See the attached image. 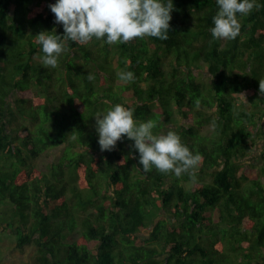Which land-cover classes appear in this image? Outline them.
I'll return each instance as SVG.
<instances>
[{
	"label": "trees",
	"instance_id": "trees-1",
	"mask_svg": "<svg viewBox=\"0 0 264 264\" xmlns=\"http://www.w3.org/2000/svg\"><path fill=\"white\" fill-rule=\"evenodd\" d=\"M54 2L0 0V204L13 215L2 231L36 247L32 264H264V147L242 161L264 140V0L230 40L209 31L215 0H172L167 39L61 37L53 68L34 37L63 35ZM117 103L154 134L176 131L201 156L194 173L144 171L127 138L101 151L94 116ZM61 145L39 171L33 161Z\"/></svg>",
	"mask_w": 264,
	"mask_h": 264
},
{
	"label": "clouds",
	"instance_id": "clouds-1",
	"mask_svg": "<svg viewBox=\"0 0 264 264\" xmlns=\"http://www.w3.org/2000/svg\"><path fill=\"white\" fill-rule=\"evenodd\" d=\"M217 10L212 17L209 31L213 39L230 40L240 31L238 17L247 15L255 6V0H215ZM55 23L63 27V35L40 31L34 38L40 46V61L45 66L56 67L64 44L61 37L76 43L103 40L108 44H123L134 38H168L169 21L173 9L172 0H55L49 5ZM91 78V77H89ZM123 83L135 80L132 71H120ZM264 92V80L259 81ZM95 132L101 151H111L118 140L133 141L132 147L139 154V165L144 171L155 168L162 173H194L201 160L193 153L180 135L169 129L164 134H154L152 120L138 121L133 109L114 104L105 112H98Z\"/></svg>",
	"mask_w": 264,
	"mask_h": 264
},
{
	"label": "rangeland",
	"instance_id": "rangeland-1",
	"mask_svg": "<svg viewBox=\"0 0 264 264\" xmlns=\"http://www.w3.org/2000/svg\"><path fill=\"white\" fill-rule=\"evenodd\" d=\"M200 42H197L198 45ZM204 45V42H201ZM200 80L206 85L210 81V74L207 72L206 65L201 63L200 68ZM174 118L179 122L180 118L175 113ZM264 126V121H263ZM175 128V127H174ZM163 129V128H162ZM160 130V129H159ZM158 130V131H159ZM200 134L207 136L212 132V126L210 124H206L199 128ZM261 131L264 132L261 127ZM156 131H154L155 133ZM161 132V131H159ZM257 133H260L259 131ZM264 147V140L262 137L257 138L255 147L251 150L250 154L243 158V163L257 162L259 155ZM64 150V146L61 145L54 149H49L44 152L40 157L33 161L35 167L41 171L46 172L48 166L51 163H56L62 157ZM258 163V162H257ZM199 164L196 165L198 167ZM208 176L206 180H208ZM11 205L7 202H3L0 204V264H32V259L35 254L36 247L33 244L25 245L22 248H16V241L13 234L8 231V229L2 231L4 226L9 222L10 218H13L11 212ZM147 232H144L142 235H146ZM79 236L78 230L73 232L69 237L65 239V243H70L73 240L77 239ZM230 260V257L227 258Z\"/></svg>",
	"mask_w": 264,
	"mask_h": 264
}]
</instances>
